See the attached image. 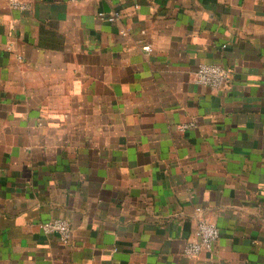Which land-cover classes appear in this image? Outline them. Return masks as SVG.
I'll return each instance as SVG.
<instances>
[{
  "label": "crops",
  "instance_id": "1",
  "mask_svg": "<svg viewBox=\"0 0 264 264\" xmlns=\"http://www.w3.org/2000/svg\"><path fill=\"white\" fill-rule=\"evenodd\" d=\"M24 1L0 0V264H264V0ZM200 218L219 237L185 256Z\"/></svg>",
  "mask_w": 264,
  "mask_h": 264
},
{
  "label": "built area",
  "instance_id": "2",
  "mask_svg": "<svg viewBox=\"0 0 264 264\" xmlns=\"http://www.w3.org/2000/svg\"><path fill=\"white\" fill-rule=\"evenodd\" d=\"M12 9L18 11H26L31 8L28 2L24 0H6ZM99 17L108 21H113L117 17V13L104 14L99 13ZM141 49L150 52L149 44H142ZM230 70L217 63H202L194 72L193 81L196 84L207 86L212 89L221 90L228 86L230 81ZM193 122H186L179 126L185 129L193 127ZM40 228L45 233H57L61 242L68 243L71 239L72 229L69 223L64 219H50L40 223ZM219 237L218 227L205 219H198L190 238L182 248V253L188 257H196L203 252H208Z\"/></svg>",
  "mask_w": 264,
  "mask_h": 264
}]
</instances>
